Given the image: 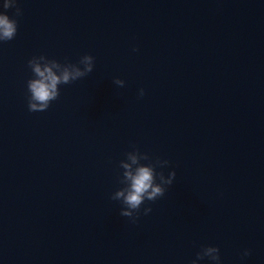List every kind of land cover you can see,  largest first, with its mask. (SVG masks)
Wrapping results in <instances>:
<instances>
[{
	"label": "clouds",
	"instance_id": "obj_1",
	"mask_svg": "<svg viewBox=\"0 0 264 264\" xmlns=\"http://www.w3.org/2000/svg\"><path fill=\"white\" fill-rule=\"evenodd\" d=\"M15 6V0H4L3 8L5 10ZM16 15H22V10L16 7ZM18 30V22L10 18L5 12H0V42L11 41L15 38ZM138 51V49H133ZM95 58L91 54H84L80 57L78 63H60L55 59H49L44 55L33 56L28 61V66L33 73L32 79L27 81L28 89V110L30 112L46 111L50 104L60 96V85H67L81 78L88 76L93 72ZM82 65V67H81ZM113 83L118 87H124L125 81L115 78ZM145 95L144 89L139 90V96ZM133 150L127 152L126 159L120 161V168L123 169L120 183L123 187L118 188L111 199L119 201L122 205L120 215L127 217L132 223H136L141 206L146 201L155 202L163 197L167 188L173 184L176 172L170 171L167 176L164 173L157 172L156 167L168 165L167 160L157 159L155 163L147 153H142L133 145ZM130 159L132 166L126 162ZM149 163H141V161ZM152 211L151 207H144L143 214L148 215ZM250 250H245L243 256L250 255ZM207 257L214 264H220V250L216 246H202L201 251L196 253V259L191 264H197L199 260Z\"/></svg>",
	"mask_w": 264,
	"mask_h": 264
}]
</instances>
